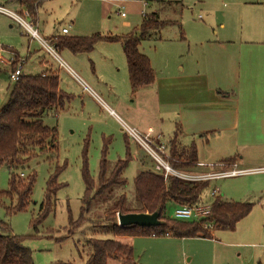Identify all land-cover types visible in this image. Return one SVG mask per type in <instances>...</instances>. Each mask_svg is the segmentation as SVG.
Returning <instances> with one entry per match:
<instances>
[{
  "label": "rangeland",
  "instance_id": "obj_1",
  "mask_svg": "<svg viewBox=\"0 0 264 264\" xmlns=\"http://www.w3.org/2000/svg\"><path fill=\"white\" fill-rule=\"evenodd\" d=\"M186 1L180 28L176 25L163 27L158 40L144 41L139 49L150 58L157 72L163 71L174 64L195 58L194 54L200 52L201 48L193 49L194 45L199 46V42L192 40L198 35L211 37L220 23L227 26L224 30L219 29V33L234 40L226 48L233 56L229 63L235 74L217 86H220V92H225L228 87L230 98L237 101V126L222 135L224 141L220 145L213 138L209 139L208 144L203 141L199 157L209 163V168H204L202 172H243L206 180L209 186L204 190L200 202H212L216 197L210 194L217 188L222 199L250 203L252 209L233 231L217 229L213 231L211 239L193 237L179 241L177 258L181 262L183 251L188 256L187 264H264V0H249L250 3H242L241 0ZM13 3L11 0H0V5L11 11L21 13L25 10H18L19 5ZM136 8L131 3L121 8L107 0H48L39 9L38 28L37 19L33 22L29 15L26 19L35 25L42 37L59 32L62 27L68 28L69 36H91L96 33L121 36L139 25L140 13H134ZM121 12L126 14V18L121 17ZM212 14L213 19L207 18ZM48 42L55 47L54 43ZM3 49L10 50L14 55L11 61L8 60L12 70L21 64L22 72L26 75H38L42 70L48 73L57 71L61 89L69 95V101L61 108L47 111L43 116L44 124L55 127L57 131L56 156L53 157L51 153L39 154L18 171L24 174L22 177H26L30 171L35 172L30 204L25 211L9 215L4 209L9 201L4 199L0 205V220L9 224L14 234L25 237L24 245L31 249L34 264H57L60 261L83 264L87 252L84 246L86 238L112 237L94 227L98 223L97 216L103 215L110 203L122 193L126 196L125 207L138 209L133 178L141 170L161 172L147 151L133 137L125 136L126 132L107 107L113 108L123 118L124 124L145 138L149 136L132 125L114 102L134 119L152 117L154 111L144 104L146 100L143 97L139 99L131 93L126 60L119 42L100 40L91 52L73 56L55 48L63 62L82 79H77L79 83L59 66L60 62L53 54L41 49L37 40L31 39L9 17L0 14V55L8 57V53L1 52ZM38 58H43L44 67L39 66L36 61ZM0 63L3 67V62ZM9 68L6 71L1 68L0 72V108L6 103L7 87L12 85L8 78ZM89 76L97 79V84H93ZM85 83L88 87L84 86ZM223 95L228 97L227 94ZM146 102L152 104L149 100ZM229 141L230 144H227ZM105 143V158L110 165L118 159L129 160L123 172L126 186L114 188L108 202L95 200L93 211L87 215L88 220L75 228L67 238L56 240L67 235L69 219L75 221L79 218L85 188L83 156H86L90 176L97 181ZM215 150L221 151L223 155L214 153ZM234 155L241 157L239 164L215 166L220 162L219 159ZM57 167L60 168L58 172ZM190 172L195 171L190 169ZM56 173L57 183L63 186L55 193L52 211L34 230L31 218L38 213L49 176ZM8 182L9 169L2 165L0 190L8 189ZM175 208L176 204L167 203L165 216L181 221L175 217ZM146 239L136 238L134 241L138 250L143 248V258L138 254L134 256L136 264H154L149 243L144 242Z\"/></svg>",
  "mask_w": 264,
  "mask_h": 264
},
{
  "label": "trees",
  "instance_id": "obj_2",
  "mask_svg": "<svg viewBox=\"0 0 264 264\" xmlns=\"http://www.w3.org/2000/svg\"><path fill=\"white\" fill-rule=\"evenodd\" d=\"M25 7L31 21L37 19L38 8L44 0H17ZM33 24V23H32ZM174 22L164 23L158 20L155 13L147 14L141 23L130 32L121 36L96 33L91 36H54L52 43L58 50L67 49L72 53H89L98 41L119 42L124 54L128 81L132 94L149 86L154 82V70L149 58L143 54L139 46L142 41L157 38L160 30L172 25ZM34 25V24H33ZM180 26V24H179ZM0 63V72H1ZM13 68L11 67V70ZM69 101V95L61 90L59 77L56 72L38 75L20 74L8 94L6 103L0 108V166L6 165L9 169V188L0 190V205L4 199L9 205L4 206L6 214L25 211L31 202V194L35 182V172L30 171L26 177L18 172L39 154L51 153L56 156L57 131L55 127L44 124L43 116L49 110L58 109ZM176 131L168 143L169 153L175 161H171L176 169H186L197 163V150L195 145L182 147L178 143ZM107 145L104 144L102 157L99 163L97 181L90 176L87 169L86 156H83L82 176L84 193L81 198L79 218L75 221L69 219L67 235L73 233L93 211L95 200L108 202L112 198L114 188L125 187L126 178L123 176L129 160L118 159L109 164L106 155ZM129 156V154H128ZM234 158H227L223 162L228 164ZM60 170L57 167L56 172ZM56 174L50 175L47 181L45 195L39 205L38 213L31 218L34 230L55 205V193L63 184L56 181ZM135 197L139 203L138 209L125 207L126 196L120 194L113 203L98 215L95 224L104 235L111 238H86L84 246L85 260L83 264H106L108 258L121 261L123 264H134V251L129 243L121 239L125 237H174L193 238L202 237L211 239L215 230L233 231L238 222L249 214L252 204L235 202L217 196L212 200L210 214L200 221H175L165 216L167 203L176 205H193L199 203L204 190L209 186L207 181L186 182L174 176H163L162 172L141 170L133 178ZM160 208V219L165 223L158 227L119 226L116 214L130 212H154ZM210 223L211 228L205 227ZM51 229V228H49ZM47 229V230H49ZM36 236H38L36 234ZM47 237H51L47 235ZM25 237L13 233L9 224L0 220V264H34L32 251L24 245ZM84 252V251H83ZM57 264H74L73 262H58Z\"/></svg>",
  "mask_w": 264,
  "mask_h": 264
},
{
  "label": "crops",
  "instance_id": "obj_3",
  "mask_svg": "<svg viewBox=\"0 0 264 264\" xmlns=\"http://www.w3.org/2000/svg\"><path fill=\"white\" fill-rule=\"evenodd\" d=\"M14 3L18 4L19 9H24L25 7L21 6L17 0H11ZM44 0L39 9L45 3ZM115 5H119L121 8L124 5L131 3L136 5V9L134 13H140V22L141 23L143 17L147 14L155 13L158 17V20H168L174 22L172 25H176L180 28L182 21V13L185 9L186 0H107ZM242 3H250L249 0H241ZM203 3V2H202ZM17 10V11H18ZM178 10V11H176ZM38 12H37V28L38 26ZM231 11H229V14ZM1 14V13H0ZM4 15V14H1ZM6 16V15H4ZM8 17V16H6ZM122 18H126L125 16H121ZM207 18L213 19V14L208 16ZM11 19V18H10ZM12 20V19H11ZM14 21V20H13ZM15 22V21H14ZM180 24V26H179ZM128 25V23H126ZM227 26L224 23H220L217 26V31H215L214 35L211 37H207L204 34L198 35V37L194 38L192 41L199 42V46L194 45L193 49L201 48V51L195 53L194 57L185 63L174 64L169 69H164L163 71L159 70L157 72L152 65V61L150 60L151 67L154 70V82L149 86L137 91L135 94L136 98H142L146 101L149 100L152 104L144 102L145 105L149 106L153 109V116L149 118H131L128 113L120 107L117 102H114V105L118 108V110L126 116V118L131 122L132 125H135L137 128L141 129L146 133L147 136L151 138H156L161 142L167 144L173 137L174 133L178 131V143L182 147H188L190 145H195L197 150V163L183 169L187 172L191 169V171H195L194 173H206L202 172L204 168H209V163L199 157L200 148L204 142L209 143V139H217V144H221L224 140L221 139L222 135L227 134L228 132L234 130L237 126V101L235 99L230 98V94L228 91V87L225 92H220L217 85L225 82L227 79H230L232 75L235 74L233 68H231V59L233 56L229 54L226 47L229 44H232L234 40L229 39L228 36L220 35L219 29L224 30ZM67 28V27H62ZM62 28L59 32L48 35L47 37H42L47 39L48 41H52L54 36H69V30L67 33H62ZM160 36V32H159ZM159 36L156 38H150L149 40L156 41L159 39ZM222 36L226 37L223 38ZM238 38L243 36H237ZM148 41V40H145ZM248 41V40H246ZM245 41V42H246ZM142 41L141 43H143ZM209 44V45H208ZM40 45V44H39ZM41 47V45H40ZM140 47V46H139ZM42 50H45L41 47ZM46 51V50H45ZM73 55H78L72 53L71 51L64 49L62 50ZM1 52L8 53V57H3L0 55L3 60L7 61V63H3V67L6 71L9 64L8 60L12 59L13 53L10 50H1ZM47 52V51H46ZM19 56L20 54L16 52ZM83 54V53H79ZM69 56V55H68ZM32 57V54L29 56ZM43 58H38L36 61L38 62L40 67H44L42 65ZM11 61V60H10ZM28 61V59H27ZM27 61L25 63H27ZM61 67V65H59ZM67 72V74L75 79L78 83L77 79L80 77L77 73L69 67L62 66ZM127 68V67H126ZM22 72V67H21ZM49 71L45 72L42 70L40 74H48ZM57 72V71H56ZM23 73V72H22ZM59 77V76H58ZM93 84H97V79L89 76ZM81 79V78H80ZM82 80V79H81ZM59 86L60 81H59ZM86 87L87 84L85 83ZM217 86V87H216ZM10 87H7L6 90V101L8 99V94L10 91ZM85 89V88H84ZM89 89V88H88ZM62 90V89H61ZM218 90V91H216ZM94 93V92H93ZM95 94V93H94ZM223 94H227L228 97ZM96 95V94H95ZM97 97V96H96ZM109 113L112 114L116 119L117 123L119 122L123 128L124 121L123 118L111 107H107ZM123 111V112H122ZM123 123V124H122ZM128 126V125H127ZM125 131V130H124ZM127 134L125 133V136ZM204 141V142H203ZM230 144L229 142H226ZM222 146V145H221ZM169 148V147H168ZM200 152V153H199ZM214 153L218 155H223L221 151H214ZM234 161L225 164L223 161L227 158H234ZM204 159V158H203ZM239 160H242L240 156L234 155L225 158L219 159V163L215 166H220L222 164L228 165H236V163H240ZM237 161V162H236ZM214 167V166H213ZM191 173V172H190ZM225 199V198H223ZM136 238H147L144 242L149 243V247L151 249V259L154 264H187L186 258L188 257L185 252L181 253V262L177 258L178 253L177 243L179 241L185 240L186 238H174V237H125L121 240L124 243H129L133 247L134 256L135 254L140 255L139 257L143 258V248H136L134 241ZM156 240V241H154ZM164 240V241H159ZM176 240V241H174ZM181 245V243H180ZM159 251V252H157ZM136 252V253H135ZM176 253V254H175ZM150 254V253H149ZM176 255V256H175ZM140 258V259H141ZM115 260V261H114ZM144 263V261L142 260ZM151 262V263H152ZM137 263L136 257H134V264ZM106 264H123L121 261L108 258Z\"/></svg>",
  "mask_w": 264,
  "mask_h": 264
},
{
  "label": "built area",
  "instance_id": "obj_4",
  "mask_svg": "<svg viewBox=\"0 0 264 264\" xmlns=\"http://www.w3.org/2000/svg\"><path fill=\"white\" fill-rule=\"evenodd\" d=\"M26 10V9H25ZM22 10L21 13L14 12L7 9L4 6L0 5V13L8 16L12 20H14L21 28L25 30V32L30 36L31 39H35L38 43L43 47L49 54H53L58 61L60 62L61 66H66L63 60L59 57L56 49L53 45L49 44L47 40L42 38L39 33L37 32V28L32 23L30 24L26 17L28 16L27 11ZM121 16H125L124 12H121ZM62 33H67L68 28H62ZM0 62L7 63V61L0 59ZM22 74L21 72V64L16 66L14 70H11L8 74L9 80L12 82H16ZM123 128L127 135L133 137L146 151L147 153L155 160V162L159 165L163 176L166 178L167 176L171 175L174 176L182 181L186 182H199V181H206L212 179H218L222 177L233 176L243 171H224V172H215V173H189L184 172L182 170L174 168L171 164V161H175L170 153L167 144L164 142L159 141L156 138L151 137H143L139 135L133 128L123 125ZM171 163V164H170ZM20 176H24L23 173H20ZM213 197L220 196L219 190L216 188L214 189L211 194ZM212 202H199L193 205H182L178 204L175 208V217L181 219V221L188 222V221H200L205 219L210 214V206ZM205 227L211 228L212 225L210 223H205Z\"/></svg>",
  "mask_w": 264,
  "mask_h": 264
},
{
  "label": "water",
  "instance_id": "obj_5",
  "mask_svg": "<svg viewBox=\"0 0 264 264\" xmlns=\"http://www.w3.org/2000/svg\"><path fill=\"white\" fill-rule=\"evenodd\" d=\"M116 219L119 226L158 227L165 223L160 219V208H157L154 212L122 213L118 211Z\"/></svg>",
  "mask_w": 264,
  "mask_h": 264
}]
</instances>
